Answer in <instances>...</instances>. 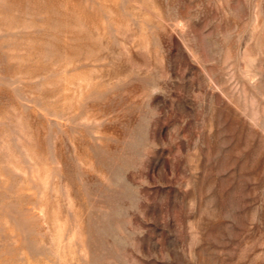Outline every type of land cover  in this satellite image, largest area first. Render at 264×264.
<instances>
[{
  "label": "rangeland",
  "instance_id": "obj_1",
  "mask_svg": "<svg viewBox=\"0 0 264 264\" xmlns=\"http://www.w3.org/2000/svg\"><path fill=\"white\" fill-rule=\"evenodd\" d=\"M0 264H264V0H0Z\"/></svg>",
  "mask_w": 264,
  "mask_h": 264
}]
</instances>
